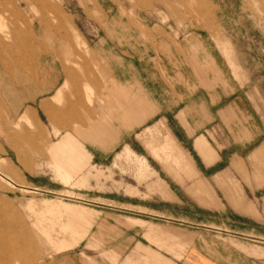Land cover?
Here are the masks:
<instances>
[{
	"label": "rangeland",
	"instance_id": "obj_1",
	"mask_svg": "<svg viewBox=\"0 0 264 264\" xmlns=\"http://www.w3.org/2000/svg\"><path fill=\"white\" fill-rule=\"evenodd\" d=\"M39 22L65 39L68 73L98 76L106 69L108 76L72 80L60 92L52 106H72L84 120L71 119L67 126L51 125L39 107L62 81L16 84L0 77V264H190L183 238L196 235L204 249L211 236L184 221H165L154 208L202 222L204 207L222 205L212 185L216 177L225 185L220 190L233 200L244 197L250 203L246 211L264 217V0H0V63L32 65ZM163 74L175 76L153 78ZM132 76L139 80L132 95L142 94L153 115L128 138L129 147L120 144L103 162L90 158L66 182L56 172L46 137L53 139L56 129L74 134L94 123L118 130L123 122L115 116L111 92H130L117 81ZM174 85L191 120L206 121L211 113L219 119L173 127L172 135L163 120L187 157L174 148L164 128L143 130L163 119L154 114L157 109L144 90L161 105L163 99L174 104L162 94ZM210 102L216 105L209 109ZM26 106L40 128L28 119L12 124ZM172 109L175 113L177 107ZM197 128H203L208 144L204 155L192 146L200 136L192 134ZM182 182L190 186L192 203L184 197ZM215 216L226 219L218 212ZM127 218L145 223L130 224ZM260 220L246 222L254 233L213 234L229 238V246L237 241L262 246ZM149 226L159 229L158 236L147 238ZM194 255L205 263L206 257Z\"/></svg>",
	"mask_w": 264,
	"mask_h": 264
},
{
	"label": "crops",
	"instance_id": "obj_2",
	"mask_svg": "<svg viewBox=\"0 0 264 264\" xmlns=\"http://www.w3.org/2000/svg\"><path fill=\"white\" fill-rule=\"evenodd\" d=\"M137 27L142 34H146L140 26ZM105 28L107 29V27ZM34 33L36 34L37 41L36 48L34 49L37 50L38 54L32 62V65L27 68H23L21 65L10 68L3 63H0V77H6L5 79H8L10 82L14 81L16 84L42 82L43 85H46L45 82H54L59 80L62 81L60 86H58L54 92L49 95V99H42L39 101V107L46 113L47 120L51 125L61 124L62 126H67L71 119H76L79 123H84L81 113L75 112L72 106L69 109H56L52 106V102L58 98V95L62 90L69 87L72 80L97 79L101 76L107 78V70L104 69V73H102L100 70L102 74L100 73L98 76H86L85 72H83L82 75L77 71H75L74 74L68 73L63 63V54L65 53L66 49L64 44L65 39H61L59 33H53L51 26L46 22H39L38 25H35ZM96 55L99 57L97 53ZM174 76L175 74H163V76L153 75V78L161 81L163 78H170ZM127 78L128 81L125 82L117 81V79L114 81H117L119 85L123 86V88H131L130 92L126 91L125 89H121L117 92H111L112 99H110L113 105L117 107L115 110V112H117L115 113V116L117 117L118 115L120 121L123 122V124L119 125L118 130L113 127H109L105 123H94L90 126V128L87 127L84 129H74V134L77 133V135H74L72 132L67 130L61 132L59 131L60 129H56L54 130L53 134V139L56 138L55 140L46 137V144L52 145V148H50V154L55 158L54 163L56 166V172L58 173V176L60 175L64 177L66 182L70 183L73 181L75 174L77 173L76 171H78L81 167L80 165L82 163L88 162L90 158L95 162H103L108 156L111 155L113 151L119 147L120 144L125 143L123 147H129L126 145V143H128L127 140H129L128 138L134 136L136 131L143 126L141 123L148 119L150 115H153L154 108H152L149 104L148 106L145 105L143 99L144 96H142V94L137 92V96L132 95L138 90V78L136 76ZM86 89L88 90V88ZM46 90L48 89H43L42 91ZM144 91L151 99V103L155 105V109H157L154 114H163V119L157 121L153 125L146 126L143 130H148L153 127L164 128L165 131H167L168 138H170L171 142H173L174 148L179 153H183V155L186 157L188 155L179 149L176 142L169 134L170 132L171 135L173 134V127L178 130V127L180 126L185 127V124H211V122H216L219 120L213 113L208 114L209 119L206 121L203 120L201 122L200 119H196L195 121L191 120L190 117L187 116L188 106L185 102H183L184 100H182L184 97L181 91L178 90L175 85L171 88H163L162 90L163 97L169 99L172 98L174 100V104L170 100H167L168 102L165 103L163 99V105H161L159 99L150 97L146 89ZM178 97L180 98L179 101L177 100ZM31 100H34V98H31ZM214 103L216 102H210L208 108L210 109V106H215L216 104ZM164 105L165 107H163ZM173 107H177L175 113L172 112ZM163 111L164 113H161ZM168 117L172 118L173 123L168 121ZM26 119L34 121L36 126L40 128L33 109L29 106L24 107V109L16 117H12L11 122L15 125L19 122H24ZM164 119L166 120V124L171 126L170 132L167 129V125L164 124ZM202 129L197 128L192 132V134L198 133L197 135H200L199 137L194 138L195 140L192 145L199 155H204L209 149L206 140L202 137L204 136L201 132ZM143 130L140 131V133H137V136H139ZM184 130L186 132L188 131L186 128H184ZM66 167H68V169H66ZM228 168L232 167L229 166ZM66 173H69L71 176L66 178ZM217 175L218 173L214 174V176ZM218 180L219 178L216 177L214 181L217 182H213L212 185L215 188L216 194L221 196L220 200H222L221 203L223 206L219 205L214 208L210 206L204 207V211H206L205 214H208H204V221L196 223L191 217H189V215L185 214L182 215L183 218L171 217L170 215L173 213L172 210L162 207H155L154 214L158 215L156 212L160 213L158 216L164 218L165 221L168 219L178 220L181 222L184 221L187 224L198 226L200 230H204L203 232H205L206 236H211V238H206L205 243L210 242V244H208L207 247H204V249L200 247L202 244L197 242L196 235L191 238V236L188 234V239L187 237H182L183 240L188 244L187 248H189V253L192 254V256H187L185 258V260L190 264H264V245L253 246V248H250L246 247L244 242L240 243L237 241L233 242V244L229 246L227 243L229 238L226 239L225 236L221 237L217 234H213L215 232L220 234H225V232L235 234H245L246 232L254 233L256 230L249 228L246 222L250 220L257 222L260 220V215L257 216L256 214H253L255 212L246 211V209L249 208L250 203H248L246 200H243L244 197L242 198V201L233 200L227 195V192L224 193L223 190H220L219 188L225 185H219ZM242 182L246 183V180H242ZM182 184L183 182L179 183V185L184 188V197L189 199V202L193 201V196L189 190L190 186L188 188L187 185L184 186ZM172 196V198H174L176 197V194H173ZM176 204H178V202ZM217 212L218 214L226 215V219H220L216 217L215 215ZM127 219L130 224H135L137 222L141 224L145 223V221L140 219ZM260 222L264 223V217L260 220ZM157 230L159 229L149 226L145 231L147 238H150L153 235L158 236ZM217 239H220V243L215 244ZM191 242L192 244H190ZM214 244L215 246H213ZM235 244L236 247H234ZM139 247L142 249L140 244ZM194 254L201 258L206 257L207 260L203 259L205 263L198 262V258ZM151 255L161 259L158 253L155 251L151 252ZM128 258L130 257H127L126 261ZM162 262L163 264H169L164 260ZM182 262H184V260L181 261V263Z\"/></svg>",
	"mask_w": 264,
	"mask_h": 264
},
{
	"label": "bare ground",
	"instance_id": "obj_3",
	"mask_svg": "<svg viewBox=\"0 0 264 264\" xmlns=\"http://www.w3.org/2000/svg\"><path fill=\"white\" fill-rule=\"evenodd\" d=\"M12 235H14V233L12 234ZM12 238V237H11ZM13 239V238H12ZM5 240V239H4ZM4 240H2L3 242H4ZM1 241V242H2ZM4 244H6V242L4 243ZM22 245V244H21ZM21 247V246H20ZM9 248V247H8ZM16 248V247H15ZM15 248H12V249H15ZM7 249V248H6ZM7 251H8V249H7ZM12 251V250H11ZM24 252H26V251H24ZM10 253H12V252H10ZM12 259H13V257H12Z\"/></svg>",
	"mask_w": 264,
	"mask_h": 264
}]
</instances>
